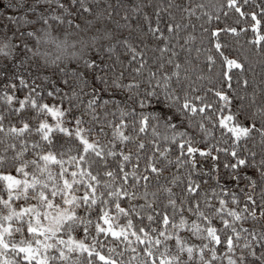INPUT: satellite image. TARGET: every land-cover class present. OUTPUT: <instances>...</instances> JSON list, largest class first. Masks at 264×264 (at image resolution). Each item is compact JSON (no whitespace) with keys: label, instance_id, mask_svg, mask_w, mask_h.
Wrapping results in <instances>:
<instances>
[{"label":"snow or ice","instance_id":"6c2138e0","mask_svg":"<svg viewBox=\"0 0 264 264\" xmlns=\"http://www.w3.org/2000/svg\"><path fill=\"white\" fill-rule=\"evenodd\" d=\"M38 3L0 0V17L11 21L14 9L16 23L30 26L0 44V264H264V78L247 75L257 61L264 66V0L152 11L140 0L121 5L137 21L126 10L114 28L99 24L114 11L101 5L96 28L72 32L64 13L79 0H56L62 13L52 0L44 11ZM228 10L236 18L212 26ZM197 15L208 45L203 36L195 44ZM225 33L245 40L226 45ZM121 56L142 79L124 82ZM71 61L94 73L99 62L111 95L101 99ZM125 89L132 104L159 110L122 107L116 97ZM149 130L150 141L142 138ZM197 153L210 166L197 167Z\"/></svg>","mask_w":264,"mask_h":264},{"label":"trees","instance_id":"16d2710c","mask_svg":"<svg viewBox=\"0 0 264 264\" xmlns=\"http://www.w3.org/2000/svg\"><path fill=\"white\" fill-rule=\"evenodd\" d=\"M7 2V0H5V3ZM33 2H35V0H33ZM145 2L148 4V11H152V5L153 4H166L169 2L172 3H183L184 5H191V4H199V3H210V2H215V3H225L226 0H145ZM255 0H249V4L254 3ZM80 3H87L90 7H93V13H89L86 10L80 8L79 4ZM140 3V0H79V3L72 8V15L68 16L67 13H64L65 15V28H67V23L66 21L68 19H71L73 21V27L68 29L70 32H72L75 29V25L79 24L80 25V29H86V28H96L98 26L97 24V20L94 19V13L97 7L101 6V5H112L114 6V11L110 12L109 14L111 15V19H108V16L106 15L105 17H103V19H101L99 21V24L101 25H107L110 27H116L117 24H123V20L121 19V17L123 16V12L124 11H130V19L131 21L135 22L137 21V16L134 12H131V9L128 8H122L121 5H130V4H138ZM37 7L40 8L41 11H44L45 9L48 8V4L45 3V0H39V3L37 4ZM52 8H55L57 10V12L62 13L63 10L59 9L57 7L56 4V0H52ZM170 11L173 12L175 18L177 19V21L180 20V13L177 12L175 9H171ZM229 11V18L226 19L223 15L221 16V20L220 22H217L215 20V16H213V20L211 22L212 26H219V27H224L225 23H231V21L233 19L236 18L237 14L234 13L232 10H228ZM9 14L10 16L13 18L11 21L4 18V17H0V44L4 43L5 40V34L6 37L8 39H14L13 37V33H16L17 36L19 35V33L24 32L26 33L28 28L30 27L29 25L25 24L22 20L19 23H16V17H17V12L14 9H10L9 10ZM142 15V14H141ZM29 19L30 20H34L35 16L29 15ZM152 19L153 21H155V13L153 12L152 15ZM169 19L167 13L162 14L161 16V27H164V22L167 21ZM185 19H187V17L185 16ZM250 20V18H248ZM193 23L196 24V29L195 32L193 33L194 35H196L198 37L197 41L195 42L196 46L200 45V40L199 37L203 36L204 38V42L205 45H208L210 41H212V37L210 35H208L207 33H200L199 29L201 27V24L203 23L198 15L197 16H193L192 17ZM204 27H209L208 24H204ZM36 27H39V25H36ZM241 27H243V25H241ZM143 28L146 31L147 30V25L143 24ZM189 30H191V28H189ZM78 31V30H77ZM124 36L127 37L128 32L132 31L131 29L128 28H123L122 29ZM248 35L250 36L252 33V29L248 28L246 29ZM167 34V32H166ZM183 34V33H181ZM219 35V34H218ZM20 38H26V37H20ZM220 39L222 42H225L226 45H233L234 41H243L245 40V35L241 34L239 36H235L233 34H228L225 33L224 35L220 36ZM145 42L151 46V44L156 43V41L149 37L145 40ZM181 43H183V41H181ZM143 45H141L142 47ZM159 46V45H157ZM236 47L232 46L230 48V53H234L236 51ZM119 50L116 53H110L109 55L113 58V60H115V57L117 55L120 54ZM149 54L151 57H155L159 55V52L156 49H152L151 47H149ZM193 56H195V52L192 53ZM121 59L124 60V64H125V69H124V82L127 83V78H130L132 76H135L137 79H142V77H140L138 74H135L131 68H129L128 65V61L126 59H124L123 56H121ZM166 59V57H165ZM111 61H108L107 59L105 60V63H110ZM4 63V54L0 53V65H2ZM149 66L150 67H155L154 65V61L150 60L149 61ZM69 68H74L77 69L79 72L84 73V76L87 77V80L89 82V84L91 86H94L97 88V90H101V99H104L105 96H110L111 92L108 89L104 88V82L103 80L99 79V71H106V69L100 68L99 67V62H98V71L94 73L92 68H88L87 70H85V67L83 66V64H77L75 61H71L69 62ZM218 70H219V66H218ZM224 70H228L226 65H225V69ZM234 71V70H232ZM160 73H158L159 75ZM253 74L255 75L256 81L259 82L260 79L264 78V66H262L259 61H257L256 63H254L250 70L247 72V75L252 77ZM59 75V74H57ZM144 77L148 76V72L144 71L143 73ZM198 76V74H197ZM97 77V78H94ZM197 77H193V79L195 80ZM53 81H56V76L52 77ZM233 84H235V81H233ZM0 85H2V82H0ZM56 87H62V84L60 82H57L55 84ZM205 84H196V87L198 88H202L205 87ZM159 87V86H157ZM141 89H142V85H141ZM21 91H24L23 89H21ZM125 92H127V89H125L124 91H121L119 93V95L116 97L118 100H120L121 98H124L125 100V104L121 105L122 107L126 106L128 108L130 107H135L136 108V113L137 115H139V113L141 111H144L145 113L152 111L153 109L155 110H159L158 106L156 105H150V106H145L144 108H141L138 105H134L132 104L130 101L127 100V97L125 96ZM0 93H2V87H0ZM129 95H132V93H128ZM198 94V93H197ZM55 101H59V96L52 98ZM3 105L0 104V107H2ZM99 110V109H98ZM117 115H119L117 113ZM182 119V118H181ZM142 138L146 139V140H151V131L149 130V133L147 136H142ZM194 146H197L194 144ZM199 146H204L203 144H200ZM173 156H175V153H173ZM197 160H198V165L197 167H200L201 165L208 167L210 166V159L207 157H201L198 153L196 154ZM223 159V158H222ZM168 171H171V168L168 169ZM221 172H225V170L223 169L222 163H221ZM195 179H199L198 176H194ZM79 195V193H77ZM0 208H2V205H0ZM194 218V217H193ZM249 223H255L253 221H249ZM181 234H183V230H181ZM130 239L134 242V237H130ZM197 243L199 241H196ZM121 247H123V245H121ZM221 252H223V249H219ZM224 264H227V261H224Z\"/></svg>","mask_w":264,"mask_h":264}]
</instances>
